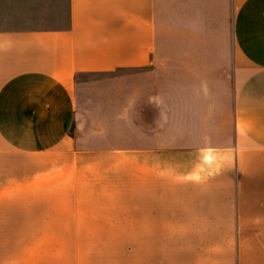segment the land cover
Returning <instances> with one entry per match:
<instances>
[{
    "label": "crops",
    "instance_id": "1",
    "mask_svg": "<svg viewBox=\"0 0 264 264\" xmlns=\"http://www.w3.org/2000/svg\"><path fill=\"white\" fill-rule=\"evenodd\" d=\"M34 1L0 0V264H264V0H178L171 54L162 0Z\"/></svg>",
    "mask_w": 264,
    "mask_h": 264
},
{
    "label": "rangeland",
    "instance_id": "2",
    "mask_svg": "<svg viewBox=\"0 0 264 264\" xmlns=\"http://www.w3.org/2000/svg\"><path fill=\"white\" fill-rule=\"evenodd\" d=\"M29 4L28 21L36 22L37 26L47 27L56 24L66 25L67 23V5L57 1H34L27 2ZM190 13V9L186 10L184 5L178 0H162L157 7V18L161 25L163 40L167 46L164 48L165 54H171V33L177 31L181 22H185L186 15ZM155 69V65L152 67ZM81 81L89 78L82 76Z\"/></svg>",
    "mask_w": 264,
    "mask_h": 264
}]
</instances>
